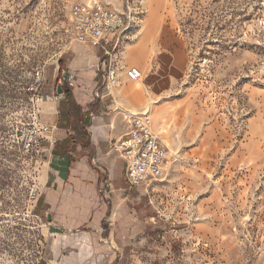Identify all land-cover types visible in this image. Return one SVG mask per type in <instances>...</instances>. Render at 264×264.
<instances>
[{
  "label": "rangeland",
  "instance_id": "1",
  "mask_svg": "<svg viewBox=\"0 0 264 264\" xmlns=\"http://www.w3.org/2000/svg\"><path fill=\"white\" fill-rule=\"evenodd\" d=\"M82 2L129 17L108 46L119 82L105 99L126 123L148 110L170 158L115 217L105 201L69 224L44 202L59 140L51 150L45 134L33 153L23 142L36 119L64 127L61 100L52 121L30 88L38 68L42 94L75 74L69 15ZM75 75L80 101L107 94L105 72ZM0 264H264V0H0Z\"/></svg>",
  "mask_w": 264,
  "mask_h": 264
},
{
  "label": "crops",
  "instance_id": "2",
  "mask_svg": "<svg viewBox=\"0 0 264 264\" xmlns=\"http://www.w3.org/2000/svg\"><path fill=\"white\" fill-rule=\"evenodd\" d=\"M103 61H108L104 50L80 43L68 66L75 74L84 75V81L88 83ZM55 91L56 88L53 89ZM90 95L92 92L88 89L83 94L87 98H80L81 101L78 98L85 110H91L86 132L75 130L71 125L68 128L57 126V130L51 132L56 138L54 135L47 136L51 150L59 140V154L55 155L54 161H50L55 168L53 179L45 181L49 182L44 195V202L50 204L47 215L58 219L62 217L69 224H76L80 219L89 217L88 214L93 218L97 206L105 201L112 205L109 218L115 217L121 213L118 209L121 203L129 199L131 191L140 187L129 186L126 163L111 148V144L125 134L128 124L108 98L105 99L108 94H103V98L95 102ZM48 102L44 103L43 111L54 114L52 121L59 120L55 116L58 113L57 101L52 100L53 106ZM67 137L68 143L64 141ZM104 177L107 178L106 184ZM103 211L98 217H105L107 210Z\"/></svg>",
  "mask_w": 264,
  "mask_h": 264
},
{
  "label": "built area",
  "instance_id": "3",
  "mask_svg": "<svg viewBox=\"0 0 264 264\" xmlns=\"http://www.w3.org/2000/svg\"><path fill=\"white\" fill-rule=\"evenodd\" d=\"M129 17L126 13L112 8L102 2L75 3L70 8L69 24L75 39L84 45L101 46L108 55V61H103L98 71L105 72L104 89L107 94L119 82V68L112 65V56L108 46H116L119 33L128 29ZM129 80L137 81L143 77L141 68H128ZM35 87L33 102L37 107L40 102L65 99L63 94L53 92L42 94L38 88L43 81V69L38 68L34 75ZM65 81L70 87H77L76 75L64 73L58 79L59 84ZM57 82V85H58ZM98 95V94H97ZM128 128L125 134L111 144V148L124 159L126 163L127 181L130 187L149 185L162 180L167 172L170 158V148L160 133L154 128V121L149 111L128 113L124 115ZM53 126L36 119L25 133L23 147L26 153L37 152L45 134L52 132Z\"/></svg>",
  "mask_w": 264,
  "mask_h": 264
},
{
  "label": "trees",
  "instance_id": "4",
  "mask_svg": "<svg viewBox=\"0 0 264 264\" xmlns=\"http://www.w3.org/2000/svg\"><path fill=\"white\" fill-rule=\"evenodd\" d=\"M63 94L65 99L59 103L61 123L64 127L71 125L75 130L86 132L87 126L90 124L89 111L85 110L78 101L70 86H63Z\"/></svg>",
  "mask_w": 264,
  "mask_h": 264
},
{
  "label": "water",
  "instance_id": "5",
  "mask_svg": "<svg viewBox=\"0 0 264 264\" xmlns=\"http://www.w3.org/2000/svg\"><path fill=\"white\" fill-rule=\"evenodd\" d=\"M57 92H58L59 94H62V93H63V88H62V85H61V84H58V85H57Z\"/></svg>",
  "mask_w": 264,
  "mask_h": 264
},
{
  "label": "bare ground",
  "instance_id": "6",
  "mask_svg": "<svg viewBox=\"0 0 264 264\" xmlns=\"http://www.w3.org/2000/svg\"><path fill=\"white\" fill-rule=\"evenodd\" d=\"M89 3V2H88ZM140 85V84H139ZM50 104H52V103H50ZM146 111H148V110H146Z\"/></svg>",
  "mask_w": 264,
  "mask_h": 264
}]
</instances>
